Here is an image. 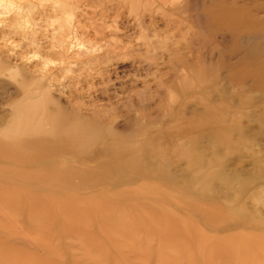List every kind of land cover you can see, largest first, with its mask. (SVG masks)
<instances>
[{
  "label": "rangeland",
  "instance_id": "rangeland-1",
  "mask_svg": "<svg viewBox=\"0 0 264 264\" xmlns=\"http://www.w3.org/2000/svg\"><path fill=\"white\" fill-rule=\"evenodd\" d=\"M230 7L251 10L244 17L249 22L264 18V0H0V139L15 143L66 135L70 139L65 149L43 151L56 159L55 164L20 165L0 158V264H264V205L254 200L264 190V163L259 160L264 157V127L255 123L264 120L263 93L255 92L258 112L241 119L253 153L246 147L239 155L219 153L222 174H263L242 198H229L236 202L233 205L226 204L218 183L213 182L218 193L204 198L159 175H147L151 151L143 149L130 150L123 158H140L133 174L124 166L108 167L84 182L74 179L69 186H64L65 179L53 183L12 175L18 169L93 167L111 143L110 128L114 137L126 136L129 144L146 133L160 136L159 147L171 160V176H181L187 158L168 153L173 144L167 129L184 128L182 140L198 135L194 127L208 124L193 114L201 111L204 101L211 106L226 103L228 116L254 108L252 104L247 108L240 96L209 101L206 94L213 95L216 85L199 88L202 82L191 74L198 54L213 60L214 73L225 81L240 60L248 64L246 50L264 51V36H259L258 44L247 42L255 32L243 34L244 45L234 47L232 36L218 28L217 41L212 42L210 25L219 17L208 13ZM247 66L242 67L250 70ZM247 80L249 94L255 81ZM225 88L234 90L228 84ZM230 98L235 106L228 105ZM33 99L50 102L41 107L37 103L44 109L40 111L33 107ZM179 103L188 106L182 119L186 126H175ZM32 110L34 117L29 115ZM83 119L91 123L92 133L79 126ZM214 121L204 131H218L222 122ZM189 127L192 131L186 130ZM205 140L201 146L209 153L212 142ZM72 143L84 151L69 155L78 148L73 150ZM240 203L247 207V216L235 211Z\"/></svg>",
  "mask_w": 264,
  "mask_h": 264
},
{
  "label": "bare ground",
  "instance_id": "bare-ground-1",
  "mask_svg": "<svg viewBox=\"0 0 264 264\" xmlns=\"http://www.w3.org/2000/svg\"><path fill=\"white\" fill-rule=\"evenodd\" d=\"M250 13H251V10L244 8V7L241 9H237L236 7H230L227 9H223L221 11L216 10L215 12L208 13V14H211V16L213 18L219 17V19H218L219 21L216 20V22H213L212 25L208 24V25H210V31L208 34L209 38L210 39L212 38L211 39L212 42L213 41L216 42L217 36H215L216 34L214 32L215 31L214 29H216V31H218L219 29H224L225 31H227L229 33V35L232 36L233 41H234V47H237V46H241V43H242V45H244L243 41H242L243 40L242 39L243 34L252 36V34L255 32L256 36L253 35L254 36L253 39L250 38V40L252 42H250V40H248L247 42L249 44L253 43V45L258 44L259 43V36H264V18H260L258 20L253 19L254 20L253 22H249L250 18L247 21V19L244 17L251 15ZM209 17H210V15H209ZM210 19H212V18H210ZM214 21H215V19H214ZM200 38H201V35L198 34V39H200ZM260 41H262V39ZM254 48L251 47V49L246 50L248 55L246 54L247 57L246 56L245 57L250 60V61L248 60V64H246V62H244L246 59H244L243 61L238 60L239 61L238 63H236V64L234 63L235 65L232 66V68L230 67L231 69L228 71V74L229 73L230 74L228 76H225V81H222L221 79H223V78H220L218 75H216L214 73V71H213V67H214L213 60H207L205 57H203L200 54H198L197 56L195 55L196 60H194L192 65H190V68H191L192 76H194V78L197 77L199 82H202V83H199L200 85H198L197 87H199V88L203 87V86L205 87L206 84L216 85L214 88L212 87L214 90L213 95H210L209 92H207V94H206V92H204L206 94L207 98L209 99V101H216V99H218V98L220 99V98L229 97V96H231V97L240 96V99H242V101L244 103H247L244 105H247L246 107L248 108V104L253 105L256 103L255 97L259 96L258 95L259 93L264 94V51L259 47H258V49H254ZM255 58H257V60H255ZM244 63H245V65H248L247 68H250V70L249 69L245 70L242 67L244 65ZM240 65H242V66H240ZM218 66L219 65L217 64V67ZM229 66H230V64H229ZM224 67H226V66H224ZM217 70H219V69L217 68ZM225 73H226V71H225ZM249 77L252 78V81H255V85H253L251 87V89H249L250 92H248L249 94H247V90L249 88L247 86V83H248L247 79H249ZM183 79H184V82H186V84H187V81L185 80V78H183ZM217 80H219V81L221 80L222 81L221 84H218ZM225 84H228L229 86L234 87V90L229 91L227 88H225ZM253 91H254V93L257 92L258 94H256V93L254 94ZM32 92L33 91H31L30 94ZM36 92H38V91H36ZM40 93H41V91H40ZM43 93H46V92L44 91ZM47 93H48V91H47ZM26 96H27L26 100L28 101L29 94L28 95L26 94ZM47 96L50 97V95H47ZM44 97H46L45 94H44ZM201 98H203V96ZM185 99H186V97H185ZM18 100H20V103H21L22 98L18 99ZM31 100H32V98H31ZM33 100L35 102V99H33ZM47 100H45V101H47ZM229 100L230 101H229L228 105L235 106L234 101L231 100V98ZM36 101H38V100H36ZM48 101L50 102V99ZM48 101H47V103H48ZM183 101H180V102H183ZM29 102H30V100H29ZM34 102H33V104L34 105L36 104V107L33 106L35 109L39 108V107H37V103H38V105L40 103V107L43 105L45 106L47 104V103H44V100H41V102H37V103L36 102L34 103ZM204 102H201V105H202V106H200L201 111L193 114V118H198L200 120V122H203V123H204L203 120H206L205 122H207L208 125L214 120L217 121L219 118V120H221V122H222V126L219 128L218 131H216L214 129L210 130V128H209V130L206 132V130L204 131V129L208 128L209 127L208 125H205V126L203 125L200 127L197 125L198 127L195 126L193 130H198V131H200V133L198 135H196L195 137H192L190 135L189 137L192 138L190 140L185 139V138H183V140H182L181 137H183L182 136L183 133L185 134V131H183L184 128L183 129H181V128L176 129L175 127H171L169 129H167V131H166L167 132L166 135H168L166 137H168L169 140L171 141V143L173 144V145L171 144L172 148H169L170 146L168 147V149H169L168 153H171L172 155L177 156V158L179 157V159H181V160L187 158V162H186L187 166H186V168L183 171V174L181 176H176V177L171 176V173H170L171 168L169 166V163H171L170 162L171 160H169L168 157H166V153H164V154L162 153V149H160V147H159V141H160L159 139L161 138L160 136L153 137V136H150L146 133V136H144L143 139L140 138V140L134 141V143L131 142L129 144L126 142L127 140H125V139H127L126 136H125V139L123 138L125 141V142H123L122 141L123 139L119 138L118 133H117L118 134L117 136L119 139L118 140L115 139V138H117V136L114 137L115 134H113L111 132V129L109 128L108 129V132H109L108 136L110 138H112V140H110L111 143L108 144V146L106 147L107 150L103 154H101L100 156L97 157V159L95 161V166L92 167V166L73 165L72 167L67 168L65 170L56 169V168H51V169H43V168L38 169L37 168L31 172H25V171H23V169H18V170H15L13 172V174H12L13 178H25V177L32 176L36 180H48V181H51L53 183H57L60 180L63 181L62 179H65L64 186L65 185L69 186V185H72L71 182L74 181V179L75 180L77 179L79 183L84 182V181H86L87 176L89 177L91 175L93 176L95 174H98L102 170H106L108 167H115L117 169V168L124 166L126 169L125 171L128 174H133L134 171L137 170V165H138L137 163L139 162L140 158L137 155H136V157H132L130 159H123V158L130 150H133V149L141 150V149H143V150H150L151 151L149 153V156L151 158L150 160H151L152 164L146 170L147 175H151V176L159 175L163 180L170 183L171 185H173V186H176L179 184L183 185L185 187V190H189L190 192H194V193L198 194L199 196H203L204 198L214 196L218 193V191L214 188L213 182L218 183L219 191L221 194H223L225 196L224 201H226V204L233 205V203H236V202L232 201L230 199H232L233 196L238 197L239 199L242 198V196L245 195V193L250 188V186H253L254 184L257 183V181H260L259 179L263 178V174L252 175L249 177H243L242 175H239V174L231 175V176L222 174L223 169H224V164H223V160L220 157L219 153L222 151H225L224 154L227 156L231 152L235 155H239L242 147L243 148L246 147V151L251 150V152L253 153V149H251L252 148L251 145L244 138L245 127L242 125L241 119L249 118L248 115H250L252 112L257 113L259 107H257V105L255 107V105H253L254 108L251 107L253 109H245L242 112L236 111L235 115L229 114V116H228L227 112H229V111H227V109H226L227 108L226 103H225V105L217 104V105L211 106V105L204 103ZM22 103H23V101H22ZM41 103H43V104L41 105ZM30 104L29 105L26 104V105H28V106H26L27 109H28V107L29 108L31 107V109H32V105H30ZM53 104L55 105V102ZM196 104L198 105V103H196ZM19 105H18V107H20ZM180 105H178L179 108H178V113H177V116H178L177 118L179 120L177 121V124L175 125L178 127H179L180 123L184 122L182 120V119L186 118L185 117L186 114H185L184 110L188 108V106L183 107L184 104L181 106ZM239 106H243V105L239 104ZM53 108H54V106H53ZM59 108H60V106H59ZM39 110H40V108H39ZM41 110H42V108H41ZM55 110L57 111V109H55ZM40 111H39V116L41 114ZM60 111H59V113H60ZM27 112H28V110H27ZM54 112H52V115ZM17 113H18V110H17ZM21 113H23V112H21ZM32 113H35L34 110H32L31 114H29V115H32ZM55 114H57V113H55ZM32 116L34 117V114ZM64 116H66V114ZM230 116L234 117V121L228 120V118ZM19 117H21V116H19ZM73 117H75V116H73ZM235 117H236V121H235ZM15 118H17V117H15ZM46 118H47V115H46ZM59 118H61V117L59 116ZM24 119H25V117H24ZM28 119L30 120L29 117H28ZM38 119H40V118H38ZM71 119H72V117H71ZM42 120H43V118H42ZM44 120H47V119H44ZM171 120H173V119H171ZM189 120H191V119H189ZM14 121L15 120L13 119V122ZM84 121H82V120L79 121L78 122L79 126L82 129H84L85 131L89 132V130H90V132L92 133L93 131H91V126H90L91 123L89 124V123H86V121L85 122ZM216 121H214V122L216 123ZM186 122H188V121H186ZM193 122L196 123L197 121H195V119H194ZM251 122L254 123V121H251ZM17 123H19V122H17ZM57 123H58V121H57ZM255 123H257V125H259V126L264 127V120L256 119ZM171 124H172V122H171ZM19 125L21 126V124H19ZM210 125H212V124H210ZM53 126H51V127L53 128ZM69 126H71V125H69ZM138 126H140V125H138ZM146 126H147V124H146ZM146 126H145V128H147ZM182 126H186V125L183 123ZM33 127H34V125H33ZM72 127H74V126L72 125ZM11 128H12V126H11ZM189 128L190 129H186V130L192 129L191 127H189ZM211 128H213V126ZM14 129H16V128H14ZM136 129H138L137 126H136ZM148 129H149V127H148ZM58 130L61 133L62 130H60V129H58ZM85 131H83V133ZM112 131H113V129H112ZM13 133H14V131H13ZM114 133H116V131ZM158 133L159 132H157V134ZM62 134H63V132H62ZM187 137H188V135H187ZM235 137H237L236 140H235ZM40 138H41V136H40ZM203 139L204 140L207 139L210 142H212L210 149L208 148L209 153L205 152L204 151L205 149L202 148V146H201V144L203 143ZM2 140L0 139V158L5 159V160H9L14 164L29 165L30 163H37L40 161H47V162L49 161V163L55 164L56 159L52 158V156H50V157L45 156L44 155L45 153L43 154V151L54 152V151L61 149V147L65 149L66 148L65 146L69 144L70 139H68V137L66 135L65 138H63L61 136H57V139L54 137L53 139L48 138V139H44L43 141H39V142L38 141H19V142L15 143V142H10V140H9V142H5ZM72 144H74V143H72ZM77 146L79 149L76 148ZM72 148H73V150H74V148H76L77 150L74 152H72V150H71L70 154H69L71 156L79 155V153L84 151L83 147L81 148L80 145L74 144V146ZM36 149H38V152L39 151H42V152L37 153ZM27 150L31 151V153H29L30 155H27L25 153ZM80 150H82V151L80 152ZM160 152L162 153V155L158 156L160 154ZM252 153H250V154H252ZM122 159L124 160V162ZM252 159L255 160L258 158H257V156L252 155ZM259 160H260V162L264 163V157H263V160L262 159H259ZM220 161H221V163H220ZM77 180H76V182H77ZM175 197L176 196H174V198ZM254 197H255L254 200H255L256 204L264 205V190L256 193ZM174 201H175V199H174ZM110 208H109L110 210H113V211L115 210L114 206H112ZM235 211L239 215H242V216H247L249 213L245 204H241V203L235 207ZM11 235H12V233H11ZM239 264H247V262L244 261V262H241Z\"/></svg>",
  "mask_w": 264,
  "mask_h": 264
}]
</instances>
